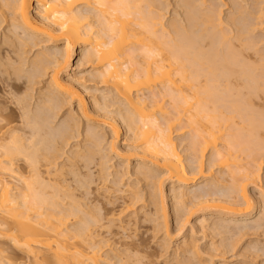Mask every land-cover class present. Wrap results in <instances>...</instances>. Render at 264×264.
I'll list each match as a JSON object with an SVG mask.
<instances>
[{"label":"bare ground","instance_id":"1","mask_svg":"<svg viewBox=\"0 0 264 264\" xmlns=\"http://www.w3.org/2000/svg\"><path fill=\"white\" fill-rule=\"evenodd\" d=\"M32 1L0 0V20L5 22L7 26L14 27L13 30L23 31L19 32L24 33L25 37L18 39L22 46L29 40L34 42V38L39 35L46 36L53 41L62 38V47H64L65 53L58 52V49L54 47V51L52 50L51 53L42 49L43 52L33 54V57H29L30 59H22L24 52L20 51L23 52L22 54L19 53L21 55L19 57H22L21 60L15 57L16 55L18 57L17 53L19 52L15 48V50L12 49L13 51L10 50L16 53L15 60L13 56L12 59L9 55L12 53H9V49L7 50L8 53L4 51L0 54V92L3 94L0 96V237L8 239L15 248L33 256L35 264H151L149 260H145L144 254H140L143 249L139 247L137 242L124 243L123 245L127 246L124 253L116 249L115 251L112 245L119 243L118 240H113V237L114 239L120 237L119 233L126 235L124 232L127 226L131 225H128L130 223L128 216L133 211L132 208L135 207L137 201H140L139 197L142 196H138V192L129 187L127 193L120 197L106 200V203H101L100 206H90L88 204L89 199H82L84 201H81L80 198H75L76 194L74 195L72 192L74 189H71L72 187L70 188V184H68L67 176L73 175L68 172V170L72 171L73 169L66 170L67 165L65 164L69 155H66L65 163L59 161L61 152H59L60 155L58 153V156L57 152L60 151V148L58 147V149L56 144L59 141L64 143H61L62 147L60 146L63 150L71 136H69L68 131H65L67 130L65 119L63 124L66 127L63 128L65 130L62 129V125L59 126L60 124L56 125L58 127L50 124L60 113L62 107L77 97L78 113L76 114H81L89 121H97L91 113L96 114L102 110L95 106V108L90 109L86 107L84 98L76 94L77 92L67 89L68 87L60 80L59 72L65 69L71 56L70 50H73L76 44L80 45L79 53L87 61L95 60L99 63L100 70L97 77L100 78L101 82L112 85L117 95L128 104L130 113L128 118H130L131 124L132 121L134 122L129 127L138 131L136 137L142 140L143 150L154 158L155 164L161 163L172 181L180 185L179 189L181 188V190L177 194L178 198L182 199L187 194L193 193L192 198H190L191 201L187 202L188 204L192 207L205 204L207 208L212 207L219 210L222 215L225 213L226 217L223 218L225 223L228 222L227 220L250 214L251 211H246V207L237 208L239 203L236 201H231L223 196L214 198L211 195L215 192L212 194L211 191H208L211 193L209 194L207 191V193L201 191L207 188L208 182L206 184L204 182L200 188H197L198 190L196 189L197 191L187 193V190H184L186 185L194 184L196 179L203 178L205 180L207 178L203 169L204 161L201 158L210 150L217 164L227 167L228 175L232 180L236 172H243L241 178L245 179L251 173V170L241 164L240 159L234 153L238 150L244 152L248 148L251 134H255L254 131L258 127L264 128V121H262L264 119L261 120L260 116V119L255 117L256 114L249 116L247 125L250 128H247V132L244 133H248L250 137L242 134V127H236L233 133L223 135L219 126L221 119H229L224 114L223 109H227L230 113L242 112L243 110L248 111V114L250 113L249 99H240L238 96V100L237 97L233 96V94H238V87L236 88V86L244 88L249 97L258 91L264 93V83L259 84L260 79L264 80L259 79V77L264 74H259L258 77L256 74L259 72L253 73L256 68L260 69L261 65L258 63V67L255 59H253L254 64L252 63V65L245 63L244 58V62L240 59L246 53L244 50L253 47L245 43L250 40L248 33L251 31L247 29L248 26L246 28L244 23L242 24L240 21L242 25L237 24L239 23L236 22L238 19L236 20V17L234 18L232 15L225 20L218 16L214 17L216 9L213 10L214 8L208 4L206 6L203 0L200 3L198 1V4L204 7H200L201 9H196L198 5L196 3L193 6L192 0H184L182 3L189 10L185 11L181 19L180 17L177 20L172 19L167 22V25L162 23L160 18L154 16L155 14H151L152 12L155 13L149 8L154 3L152 0H36L39 8H41L36 18H33L30 13ZM210 4L212 5V3ZM186 8L184 10H187ZM218 13H220L219 10ZM92 18H96V21H90ZM260 24L262 23L260 22ZM224 26L227 27L225 28L227 34L222 30ZM231 29L235 32L233 37H229L232 32ZM11 30L9 31L11 32ZM16 33L11 34L15 35ZM33 35L35 37H32ZM20 44L18 45L21 46ZM32 44L31 46L34 45ZM87 45L90 46L88 49L86 48ZM9 47L11 48V46ZM69 48L71 49L69 50ZM254 52L253 50L252 53ZM247 59L248 61L251 60L248 56ZM258 59L257 62H262V58L259 61ZM24 65L31 69L26 76V86L28 84L29 86L25 88L30 89L27 91H31V93L24 92L23 96L17 97L15 91L20 88L18 85L21 78L19 73H22L21 70L26 71L27 69L22 68ZM254 65L257 67L254 68ZM50 66L54 70L51 74L49 73L50 75L48 74L45 84L42 83L43 86L34 89L37 81H39L37 78L46 76V68ZM201 77L204 79L203 82L200 80ZM255 78H258V85L254 81ZM241 88L239 91L242 90ZM143 89L150 92L151 101L149 105L146 103L148 97L138 94ZM33 90H35L34 94ZM226 95H232L237 100H233V97H231L232 100L229 97L224 98ZM163 97L171 101L170 109L172 110L169 111L166 109L167 107L164 108L163 104L161 105ZM226 98L230 100L227 99V101ZM222 99L227 102L223 101L219 105L218 103ZM208 102H211L212 107L207 106ZM239 102L243 104L241 107ZM13 112L19 113L16 114L17 120L14 119L16 116H10ZM183 121L193 131L194 150L200 158L197 160V177L188 175L171 135V130L175 128V125H178L176 123ZM18 122L20 125L17 124ZM115 123L111 127L113 132L117 134L118 126ZM70 129L68 124V130ZM222 136H224L223 143L220 145L221 147H218V139L220 140ZM256 138L254 140H258V137ZM48 141H52L53 144L56 143L54 145L57 148L55 149L56 153L50 146L52 142L48 146ZM251 142L254 143V146L258 145V142ZM251 142L250 144H252ZM77 144L73 145L77 149L75 148L71 152L70 159L83 157L81 158L83 160L90 149L83 152ZM64 152L63 155L67 153ZM19 161L21 163L18 164ZM74 161L77 162L75 159ZM72 164L75 163L72 162ZM72 164L71 166H73ZM105 167V170L109 169L107 166ZM100 171H104L102 167ZM145 171L144 174L150 170ZM99 174L98 176L103 175L104 180H106V177L110 176L111 173L109 175L106 173L107 176L101 172ZM114 181L115 184L116 181ZM82 182L80 187L84 185ZM87 182L86 184H88ZM84 188L89 189V187ZM79 189L81 188H77V190ZM87 189L84 190L85 193L83 192L84 198L89 194ZM241 196L243 203L248 205L250 201L246 192L242 191ZM150 197H152L151 194ZM173 197L176 198V196ZM150 199L151 202L155 200ZM119 200V206H121L116 212L113 210V208L116 209L113 206ZM160 200V205L164 206L162 199ZM153 205L156 207V203ZM161 208V211L165 209L164 207ZM120 215L123 218L127 216V219L123 220ZM162 215L166 223L165 211L162 212ZM115 216L119 221L118 224H114ZM69 218L73 219L72 222H68L71 220ZM220 221L222 220L220 219ZM220 221L218 220L219 224ZM218 222L216 221V224ZM217 225L216 227H218ZM237 230L240 231V229ZM103 234H108V236ZM127 237L131 238L129 234ZM192 245L194 244L192 243ZM104 247L107 249L104 250ZM111 251L113 252L111 253ZM1 252L0 249V254ZM6 261L9 264H14L8 259Z\"/></svg>","mask_w":264,"mask_h":264},{"label":"rangeland","instance_id":"2","mask_svg":"<svg viewBox=\"0 0 264 264\" xmlns=\"http://www.w3.org/2000/svg\"><path fill=\"white\" fill-rule=\"evenodd\" d=\"M153 1L155 4L152 3V6L150 5L151 7L149 8L152 11L154 10L155 13L152 12L151 14L152 15L155 14L154 16H157L158 19L160 18L161 19L160 21H162V23H164L165 25H167L168 24L167 22L171 21L172 19L177 20L179 17L181 19L184 16L185 11L189 10L186 7H184L182 3L184 0H178V1L152 0V2ZM198 1L200 3L202 0H194V1L192 0L191 4L195 6L197 3L198 8L196 9H199L200 7L204 8L203 6H200V4H198ZM203 1H205L206 6L208 4V6L210 5L212 8H214L213 10L216 9L214 12V15L215 13L216 15L214 17L218 16L225 20L227 17L232 15L234 16V18L236 17L235 18L236 20L238 19V21L236 22L240 21L242 24L244 23L246 28L248 26L247 29L252 32V33L251 32L248 33L250 35L249 37L251 41L248 39L249 41H246L245 43L253 47L251 49L249 47L247 49L249 51L244 50L246 53L243 52L244 53L243 57L241 56L242 58L240 57V59H242L243 61L244 58L245 63H248L249 65L250 64L252 65L254 61L253 59H255L257 66L260 64L262 67H264V55H262L264 54V0H258V1L257 0H203ZM159 2L162 4V6H160L161 4ZM210 3H212V5ZM255 5L257 6L255 7ZM37 6H38L37 1L33 0L32 9L30 12L33 18L37 17V14L41 9L39 8V6L38 7ZM184 8H186L187 10H184ZM89 10L92 11V9L90 8ZM218 10L220 13L217 14ZM90 21L92 22L96 21V18L94 19L92 18ZM240 22L237 24L241 26L242 24ZM260 22L262 24H260ZM244 25L243 27H245ZM6 26L7 24L0 20V54L1 52L3 53L4 51H6L5 53H8L7 51L8 49L10 53L13 51L12 49L15 48L17 49L16 50L17 52L19 51L17 53L18 57L16 53L13 52L9 55H11V58L13 56L14 60L15 57L21 60L22 57H23L22 59L24 58L30 59L29 57L31 56L33 57V54L34 55L38 54L39 52L42 51V49L47 53L48 51L49 53H51L54 47H56L55 49H58V52L62 54L65 53L64 47H62V43H63L62 38H57L53 41L52 39L43 35H39L36 37L33 35L32 37L36 38V39L34 38L35 41L32 42L31 40H29L25 43L23 42L24 44L22 46L18 39H23L25 37V35H23L24 33H22L23 31L15 30V29L14 31L12 29L14 27H11L9 25L7 27ZM225 28L227 27L224 26L222 30L225 31ZM9 30H11V32ZM231 30H232L231 34L228 33L231 35V36L229 35V37H233L235 33L233 29ZM17 31L18 32L22 31V32L18 33ZM11 33L13 34L16 33V34L13 35ZM18 36L20 37L18 38ZM248 42H250L251 44ZM18 44H20L21 46H19ZM31 44L33 46H31ZM9 46H11V48ZM17 47H21V48H17ZM89 47L90 46L87 45L86 48L88 49ZM80 48L81 47L78 44L74 46L73 50H70L71 48H69V50L71 51V56L69 62L65 66V69L59 72L60 80L62 81L63 84H65L68 87L67 89L75 93L77 92L76 94H79V96L84 98L87 105L86 107H88L89 109L92 107L93 108L100 107L102 110H100L96 114L91 113L93 114V118H95L97 121L86 120V118H84V116H82L81 114L78 115L76 114L78 113L77 110L78 105L76 101L77 97H74L69 104L62 107V109L59 111L60 113H58V115L55 117L54 120H52L50 124L52 126L55 125V127H58L56 125L60 124L59 126L62 125L61 127L63 129L66 128L63 126L65 119V125H67L66 128L67 130L65 129L63 130L69 132L67 133L69 134V136H71L70 137L71 139L68 140L66 147L63 145L64 146L63 150L61 147L62 144L64 143L60 142L58 139H56V141H59L57 144L55 142L53 144L52 141H48L49 142L48 146L52 142L50 145L52 147V150H55L58 147L60 148V149L58 148L60 151L57 150L58 151L57 155L59 152H61V159H59V161H61L60 163L62 162L65 163V160L69 155L68 156L69 159L67 160L70 161L69 162L70 164L68 165L67 164L68 161H67L65 165H67L66 170L73 169L72 171L68 170V172H71L73 175L69 174L67 176V180L69 182L68 184H70L69 185L70 188L72 187L71 189H74L73 191L71 189L70 190L74 192V195L76 194L75 198L77 199L80 198L79 200L81 201L89 199L90 202L88 204L90 206L92 205L100 206L101 203H106L105 202L106 200H113L115 197H120L127 193V189H129V187L130 189L132 187L133 188L132 190L138 192L139 194L138 196H142L139 197L140 201L139 200L137 201L135 207L132 208L133 211L130 212L128 216L130 221L128 225L130 224L131 225L127 226L128 230L126 229L127 232L126 230L124 232V234L126 235H122L123 233H119L118 235H121L123 237L118 236L115 237V239L113 237V240L119 241V243L112 244L113 249L114 250L116 249L124 253L125 249L127 248L126 245H123L124 243L129 244L131 243V241L137 242L138 245H140L139 247H142L143 249L140 254L141 255L144 254V256L146 257L145 260H149L151 264H264V218H262L264 217V215H262L264 214V210H262L264 209V207H262L264 206V128L258 127L259 131H257L258 129L254 131L255 134H251L252 135L251 137L248 136V133H244L247 132L246 131L247 128H250L249 125H247L249 123V121L247 120L248 118H250L249 116L251 115L254 116V114H256L255 117H258L259 119L261 117V120L264 119V95H262L264 93H261V91L257 90L258 92H255V94H251V96L249 97V94H247V91L244 88H241L240 86H236V88L238 87L237 88L238 94L235 95L233 94V96L237 98L239 96L240 99H244V98L249 99V104H250L249 106L252 110V111L250 110L251 114L250 113L248 114V111L246 110H243L242 112L230 113L229 111H227V109H223L224 114H226L227 117H229V119L228 120L221 119L219 121L220 123L219 126L221 128V132L223 135L226 133H233L234 132L233 130L236 127H242L241 129L242 134L244 135L246 134L247 135V136L245 135L246 137L251 138V140L250 138H247V140H250L248 144V148L246 149L247 151L242 150L244 152H241L240 150L237 149L238 151L234 153L235 155H237L238 159H240L241 164L246 166L248 170H251V173L248 176V178L246 179L241 178L243 172H236L232 180V178H230L228 175L227 167L219 166L214 158V155L211 153L210 150L201 158L204 161L203 169L205 170V174L207 175V178H205V180L203 178L196 179L194 184H188L186 185V187H184L186 189L183 188L185 191L187 190V193L194 192L197 191L198 190L197 188H200L204 184V182L205 184L208 182L207 185L209 187L207 186V188L201 191L203 192L205 191L204 193H207L208 191H211V193L215 192L214 194L212 193L213 195H211L214 198H218L219 196L229 198L231 201H236L239 203V206H237V208L242 209L246 207L247 208V209L245 208L246 211H251L250 212L251 215L250 214L241 215L242 218L241 216H239L233 220H227L228 222L225 223V220L223 219L226 217L225 213H223L222 215L221 214L222 212H220L219 210L214 209L212 207L207 208L205 207V204H200L197 205L196 207H192V205L188 204L191 201L190 198H192L193 193H190L191 195L187 194L188 197L186 196L185 198L182 199L178 198L177 194L181 190V188L179 189L180 185L172 181L171 177L168 175L166 169L161 165V163L155 164L156 162L155 160H153L154 158L150 157L148 153L143 150L144 145H142L143 144L142 140L136 137L138 131H136V129L134 130V128L129 127V125H133L134 122L132 121L131 124V120L129 121L130 118L128 117H130V113H129L128 104L123 98L117 95L116 90L112 85L103 84L101 82L100 78L97 77L98 76L97 74L100 70L99 63H97V61L95 60L87 61L84 58V56L79 53ZM252 49L255 51L254 53H252L253 51ZM20 51L24 52V53L22 52L23 53L22 57H19V55L22 54ZM252 55L254 58L252 57ZM257 55L260 58H262V62L259 61L261 59ZM247 56L249 59L251 58L252 61L251 60L248 61ZM256 58L257 59L259 58L258 59L259 62H257ZM246 59L248 62L246 61ZM14 60L12 61L14 62ZM256 65H254L255 66L254 68L257 67ZM261 66L260 69L256 68V70L258 69L257 71L254 69H253L254 71L252 70L253 73L255 74L256 72L257 73L259 72L258 74H256V76L258 77L264 74V70H262L264 68H262ZM22 68L26 69L27 65L26 66L24 65ZM29 70L31 71L30 68H27L26 69L27 72L25 70L24 71L21 70L22 73H19L21 78L18 77L20 78L19 79L20 82H18L19 83L18 85L20 86V88L16 89L17 91H15L17 97L23 96L24 92H27V94L31 93V91L30 92L27 91L30 89H25L26 87L29 86V84L28 86H26L27 85L26 76L27 74L30 73ZM53 70L54 69H52V66L47 67L45 71V73L47 72L46 76H41L40 78H37V80L39 79V81H37V84L36 86H34L35 87L34 89L43 86L42 83L45 84L48 78V74L49 73L51 74ZM255 74H253L254 77H256ZM260 78L264 79V75L259 77V79ZM257 79L258 78L254 79L255 83L257 82ZM200 80L201 82H203L204 81L203 77H201ZM259 82H257V85L258 83L261 84V82L264 83V80L260 79ZM237 83L239 82L237 81ZM239 88H241L242 90L239 91ZM34 93L35 90H33V94ZM149 93L150 92L145 89L138 92L139 95L148 97L146 99V103L148 105L151 101V99L149 98L150 97ZM0 96H3L1 92H0ZM233 96L226 95L224 96V98L229 97L231 99V97ZM234 97L233 100H235ZM163 98H164L162 99L163 101L161 100V105L163 104L162 106H164V108L167 107L166 109L167 110L169 109V111L172 110L170 109L172 106L171 101L167 100L166 97ZM229 98H226V100ZM226 100L222 99V101H220L218 104L220 105V103H222L223 101L226 103L228 101ZM208 103L210 104L211 102ZM209 104L207 106L212 107V105ZM241 105L243 104H240V107ZM29 108H33V107H29ZM15 111H17L16 108ZM13 113L10 116L15 117L17 112H15L14 114ZM16 118L17 116L14 119ZM114 123L117 124L118 126L117 134L113 132V129L111 127L112 124ZM17 124H19V122ZM68 124H69V129L71 128L70 130H68ZM176 124L178 125H175V128L171 130L173 142L176 145V151L180 156L182 164L185 167L186 171L188 172V175L197 177L198 176L197 160L199 158V155L194 150L195 148L193 144L194 143V138L192 133L193 131L184 121L182 123H176ZM21 127L24 126L21 125ZM72 136L75 137L73 138ZM256 137H258V140H254L257 139ZM223 139L224 136L220 137V140L218 139L219 141L218 147H221L220 145H222ZM251 141L258 142V145L255 143L257 146L256 145L254 146V143H252ZM250 142L252 144H250ZM55 144L57 145L56 146L57 148L54 146ZM76 144L79 145V147L83 152L84 150L85 152H87L90 149L88 153H86V157H84L83 160L81 159L83 157L81 158L79 157L80 160L78 158L77 159L74 158L75 160H77V162L74 161L73 158L70 159L71 152L74 151L76 148L73 145ZM82 147L84 148L82 149ZM250 147L253 149L251 150ZM61 150L67 153L63 155L62 154L63 152ZM252 151L254 152L252 153ZM89 153L91 154L89 155ZM254 153H256V155H253ZM71 160L75 164H72ZM102 161L104 163L103 165H102ZM19 163H21V161H19L18 164ZM71 164L73 166H71ZM86 165L88 166L86 167ZM104 165L107 166L109 169L105 170L106 167ZM69 166H71V168H68ZM101 167L102 170L104 171H100ZM144 170L146 171L150 170V171L145 173L146 174L145 175ZM98 171H100L102 174L105 175L106 173L107 175H109L110 173L111 174L110 176L106 177V180H104L103 175L98 176V174L100 173ZM121 176L122 178L119 179V177ZM99 177H102L103 179L102 178L100 179ZM101 180H103L105 183L103 181L101 182ZM113 180L116 181L115 183L116 185L113 183ZM81 182L82 185L84 183V185H89V186L83 185V187H80ZM86 182L88 184H86ZM84 187H89V189ZM77 188H81V189L77 190ZM86 189L89 194L87 195L86 198H84L83 192L85 193L86 191L84 190ZM242 191H245L249 198L250 203L248 205L243 203V199L241 196ZM174 192L176 193L175 195ZM148 193H150L152 197H150V194ZM78 194L80 195V197ZM173 196H176V198ZM150 198H152V200L155 199L154 201L156 202L154 201L151 202ZM147 199H149L150 201ZM160 199H162L163 201L162 203H164V206L160 205V201H161ZM116 202H115L116 205L114 204L113 206L116 209L113 208V210H116L117 212L119 211L120 209L119 207L121 205L119 206L120 200ZM150 202L151 204H149ZM153 203H156V207L153 205ZM210 205L211 204L209 203V206ZM160 206L164 207L165 209L163 208L164 210L161 211L162 208ZM248 206L250 209L248 208ZM188 208H190L191 210ZM164 211L166 213L165 215L166 223L162 218L163 216L162 212L164 213ZM121 215L120 218L122 217ZM116 216H115L116 220L114 224H118L119 222L117 221ZM260 216L262 217L259 219ZM126 217L124 218L122 217V219L126 220L127 219ZM220 219L222 221H220ZM72 220L73 219L69 220L68 222L70 221L72 222ZM218 220L220 221V224ZM216 221L218 222L217 223L218 225L216 224ZM216 225L218 227H216ZM219 229H221L220 233H219ZM237 229H240V231ZM128 234L131 236V238L127 237ZM103 235L108 236V234H103ZM192 243L194 245H192ZM0 249L2 250L0 254V259H2L1 260L2 262L0 261L1 262L0 264H6L7 259L8 261H12L14 264H35L33 256L28 255L23 251L15 248L8 239L2 236L0 237ZM103 249L105 250L107 249V247H104ZM112 252L113 251H111V253ZM7 264H9V262H7Z\"/></svg>","mask_w":264,"mask_h":264}]
</instances>
